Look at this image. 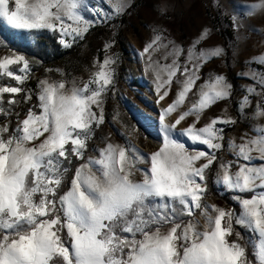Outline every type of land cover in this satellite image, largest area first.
<instances>
[{
	"label": "snow or ice",
	"instance_id": "snow-or-ice-1",
	"mask_svg": "<svg viewBox=\"0 0 264 264\" xmlns=\"http://www.w3.org/2000/svg\"><path fill=\"white\" fill-rule=\"evenodd\" d=\"M128 7L127 0H0V21L13 30L59 33V43L70 48L66 38L82 39L97 22L86 13L102 23ZM243 7L255 16L264 13V0ZM232 22L238 29L235 15ZM153 31L140 53L144 72L152 76L157 105L172 99L160 107L161 144L150 154L105 138L103 147L93 149L96 155H88L115 86L119 57L109 54L113 42L105 44V57L94 63L97 70L87 81L40 80L37 104L23 119L15 112L16 97L25 92L31 63L18 53L0 58V77L17 82L0 84V264H264V124L253 125L240 143L229 139L233 159H221L222 126L236 119L221 115L197 125L213 105L231 98L233 85L215 73L198 81L203 67L225 49L199 47L210 38L207 28L186 50ZM162 49L170 62L156 58ZM249 63L264 66V54ZM242 78L253 83L243 89L241 114L251 96L264 98V72ZM190 94L196 98L190 101ZM31 99L28 90L25 101ZM253 115L264 118V103H257ZM190 117L187 127H177ZM214 166L215 184L233 193L238 212L206 202Z\"/></svg>",
	"mask_w": 264,
	"mask_h": 264
},
{
	"label": "rangeland",
	"instance_id": "rangeland-1",
	"mask_svg": "<svg viewBox=\"0 0 264 264\" xmlns=\"http://www.w3.org/2000/svg\"><path fill=\"white\" fill-rule=\"evenodd\" d=\"M92 3H95V0H92ZM127 3L129 7L123 14L105 19L102 23L99 22L101 17L86 13L87 18L97 22L82 39L77 38L72 42L71 37L66 38L72 43L70 48H65L59 43V33L47 31L56 35L57 43L60 44V56L56 61L44 62L15 49L0 48V58L18 53L25 55L31 63L28 78L22 85L25 92L16 97L20 103L15 106V112L19 113L20 119H23L29 108L37 104L36 92L38 82L42 79L75 80L77 84L87 81L89 76L97 70L94 63L102 62L105 57V44L113 42L109 54L119 57L115 86L107 95L105 122L96 130L95 137L90 141L88 155H96L93 149L103 147L105 138L119 145L131 143L141 153L150 154L161 144V137L158 134L160 110L159 106L153 102L156 96L152 76L145 74L144 60L140 53L155 35L154 29L162 31L167 40L175 41L186 50L199 36L201 30L207 28L210 30V38L202 42L199 47L223 46L226 54L222 58L212 59L203 67L202 79L198 81V84L203 83L210 74H223L233 85V91L229 100L218 102L208 109L197 127L203 126L210 118L221 115L235 118L237 121L235 125L222 126L225 150L218 153V156L225 161L233 159L226 150L227 141L235 139L237 143H240V137L243 134H252L253 125L264 124V118L257 119L253 115L257 103H264V98L251 96V106L246 108L243 114L238 111V103L246 94L243 89L253 83L250 79L242 78V74L252 70L264 72V66L249 63L252 57L264 54V13L250 17L246 14V8L243 7L258 3V0H127ZM105 7L109 5L105 4ZM161 8L166 9L164 14L161 13ZM234 15L237 17L238 29L233 26ZM227 16L232 22V36H228L225 32L228 24L224 17ZM0 24L11 29L2 21ZM163 55V49L156 54L160 63L170 62V60L165 61ZM183 59L184 57H181V60ZM19 67L11 66L17 74L24 75L19 72ZM31 83H35L36 87L32 88ZM0 84L17 86V82L9 77H0ZM175 87L173 85L174 89ZM28 90L31 91L32 99L25 101ZM257 90H260L258 85ZM8 96L9 94H5V98ZM195 98L190 94V101ZM171 99L172 96L166 98L161 105L166 107ZM188 105L189 102H186V107ZM225 109H227L226 112ZM15 118V115L11 117L13 128L16 126ZM174 118L175 115L172 119ZM192 119L188 118L177 127H187ZM0 122H3L2 118ZM180 139L186 138L180 137ZM186 146L190 144L186 142ZM195 147L207 151L206 146L196 145ZM140 167L143 168L144 165ZM216 171L217 166H214L209 175L218 195L207 194L206 202L226 209L235 208L238 212L239 206L231 199L233 193L224 191L222 187L215 184ZM135 178L141 177L137 174ZM244 235L247 236L248 233L244 232ZM250 258H252L251 252Z\"/></svg>",
	"mask_w": 264,
	"mask_h": 264
},
{
	"label": "trees",
	"instance_id": "trees-1",
	"mask_svg": "<svg viewBox=\"0 0 264 264\" xmlns=\"http://www.w3.org/2000/svg\"><path fill=\"white\" fill-rule=\"evenodd\" d=\"M224 18L228 24L225 32L228 36H232V22L228 16ZM0 48L15 49L24 52L28 56H34L41 59L44 62L56 61L60 56V44L57 43L56 35L50 34L47 31H21L16 33L2 24H0ZM31 85L32 88L36 87L35 83H31ZM16 119L17 118H15L14 121ZM208 189V194L214 193L218 195L210 175ZM250 252L251 250L249 249V253Z\"/></svg>",
	"mask_w": 264,
	"mask_h": 264
},
{
	"label": "bare ground",
	"instance_id": "bare-ground-1",
	"mask_svg": "<svg viewBox=\"0 0 264 264\" xmlns=\"http://www.w3.org/2000/svg\"><path fill=\"white\" fill-rule=\"evenodd\" d=\"M152 100V99H151ZM153 102L155 103V100H153ZM159 106V110H160V107H161V105H158Z\"/></svg>",
	"mask_w": 264,
	"mask_h": 264
}]
</instances>
